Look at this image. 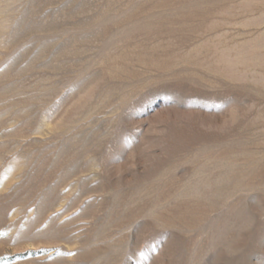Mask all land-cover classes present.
<instances>
[{
    "label": "rangeland",
    "instance_id": "374dc122",
    "mask_svg": "<svg viewBox=\"0 0 264 264\" xmlns=\"http://www.w3.org/2000/svg\"><path fill=\"white\" fill-rule=\"evenodd\" d=\"M0 264H264V0H0Z\"/></svg>",
    "mask_w": 264,
    "mask_h": 264
}]
</instances>
